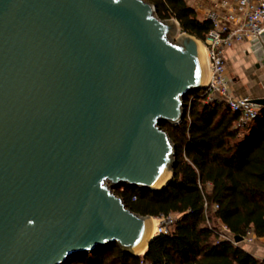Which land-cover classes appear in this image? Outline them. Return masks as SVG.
Returning <instances> with one entry per match:
<instances>
[{"label":"water","instance_id":"95a60500","mask_svg":"<svg viewBox=\"0 0 264 264\" xmlns=\"http://www.w3.org/2000/svg\"><path fill=\"white\" fill-rule=\"evenodd\" d=\"M199 44L146 0H0V264L147 251L153 216L112 188L171 182L161 122H182L186 96L205 87Z\"/></svg>","mask_w":264,"mask_h":264},{"label":"trees","instance_id":"16d2710c","mask_svg":"<svg viewBox=\"0 0 264 264\" xmlns=\"http://www.w3.org/2000/svg\"><path fill=\"white\" fill-rule=\"evenodd\" d=\"M161 19L175 18L183 31L204 40L212 23L186 0H146ZM200 90L185 98V116L161 122L175 145L174 176L162 190L128 184L113 187L141 215H179L142 255L118 243L78 254L65 264H264L239 244L221 239V221L232 237L264 238V107L244 131L238 114L220 101L206 103ZM135 197V199H133Z\"/></svg>","mask_w":264,"mask_h":264},{"label":"built area","instance_id":"2783aa9c","mask_svg":"<svg viewBox=\"0 0 264 264\" xmlns=\"http://www.w3.org/2000/svg\"><path fill=\"white\" fill-rule=\"evenodd\" d=\"M210 1L213 8L206 13L205 19L211 21L212 28L202 42L206 48L210 77L199 94L206 98V103L215 100L226 103L238 114L234 127L245 131L258 118L262 106L253 96L234 93L233 79L227 74V49L238 44L251 47L253 41L261 39V32L264 31V0ZM174 215L159 217L156 235L169 232L179 218V215ZM219 223L220 238L236 243L227 227L221 221Z\"/></svg>","mask_w":264,"mask_h":264},{"label":"crops","instance_id":"0c3cea01","mask_svg":"<svg viewBox=\"0 0 264 264\" xmlns=\"http://www.w3.org/2000/svg\"><path fill=\"white\" fill-rule=\"evenodd\" d=\"M188 4L194 7L198 13L204 9L202 6L195 7L190 3ZM210 5L211 6L208 7L207 10L205 11V16H206V13L209 12L213 8L212 2H210ZM205 16L201 19H205ZM238 48L243 49L245 52V55L252 54L251 48L248 45L238 44V45H235L227 49V57L229 59L236 58L235 53ZM249 59L250 58H248V60ZM248 60H247V63H248ZM256 61H257L256 58L253 57V61L252 59H250L249 65L247 67L245 65L241 66L244 68H241V71H238L237 73L234 74L232 88L235 94L253 96V93L256 90L255 89L256 84L254 85V81L252 79V73L253 72L256 74L264 73V65H261L260 67H256ZM230 69L231 68H229V71ZM262 91L263 90H261L257 94V96L264 95V91L263 92ZM238 244L242 246L243 248H245L247 251H249L251 254H253L256 258L264 262V238H259L253 232H251L241 243H238Z\"/></svg>","mask_w":264,"mask_h":264},{"label":"rangeland","instance_id":"374dc122","mask_svg":"<svg viewBox=\"0 0 264 264\" xmlns=\"http://www.w3.org/2000/svg\"><path fill=\"white\" fill-rule=\"evenodd\" d=\"M188 3L192 4L193 6L195 7H200L202 6L204 9L199 12V16L200 18H203L205 16V11L207 10L208 7H210V0H186ZM165 20H168L169 22L171 21H174L175 18H170V19H165ZM180 33H181V30L180 29H175V30H172V31H169V33L167 34V37L168 39L172 42V43H177V42H180L181 38H180ZM200 40V44H199V50H200V46L203 45V40L199 39ZM235 56L236 58H232V59H229L227 60V74H228V77L229 78H233L234 74L237 73L238 71H241V68H244V67H241V66H248L249 65V60L252 59L253 61V54H246L245 55V52L243 49H237L236 50V53H235ZM248 58H250L248 60ZM247 60H248V63H247ZM251 62V61H250ZM229 64V65H228ZM229 68L230 71H229ZM233 70V71H231ZM251 75V74H250ZM256 75V76H255ZM252 79L254 81V85H255V92L253 93V96H257V94L263 90L264 91V73H259V74H256V73H252ZM262 82V83H261ZM263 85V86H262ZM262 91V92H263ZM235 93V92H234ZM177 215V214H175ZM174 215V216H175ZM154 220H156V225H157V228H158V220H159V217H153ZM218 226H220V223H218Z\"/></svg>","mask_w":264,"mask_h":264},{"label":"bare ground","instance_id":"6f19581e","mask_svg":"<svg viewBox=\"0 0 264 264\" xmlns=\"http://www.w3.org/2000/svg\"><path fill=\"white\" fill-rule=\"evenodd\" d=\"M200 62L201 66L203 68V73H204V81L207 83L210 77V69H209V62L207 58V53H206V48L204 45L200 46ZM153 235H156L157 233V225H156V220H153Z\"/></svg>","mask_w":264,"mask_h":264},{"label":"flooded vegetation","instance_id":"af4514ba","mask_svg":"<svg viewBox=\"0 0 264 264\" xmlns=\"http://www.w3.org/2000/svg\"><path fill=\"white\" fill-rule=\"evenodd\" d=\"M257 63H258V62L256 61V67H257ZM260 64H261V65H264L262 62H260ZM232 79H233V78H232Z\"/></svg>","mask_w":264,"mask_h":264}]
</instances>
